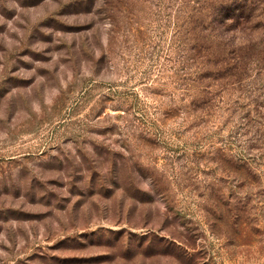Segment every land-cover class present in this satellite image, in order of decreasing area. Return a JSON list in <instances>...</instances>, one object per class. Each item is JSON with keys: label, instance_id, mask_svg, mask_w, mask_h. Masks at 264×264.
<instances>
[{"label": "rangeland", "instance_id": "374dc122", "mask_svg": "<svg viewBox=\"0 0 264 264\" xmlns=\"http://www.w3.org/2000/svg\"><path fill=\"white\" fill-rule=\"evenodd\" d=\"M221 1L0 0V264H264V0Z\"/></svg>", "mask_w": 264, "mask_h": 264}, {"label": "trees", "instance_id": "16d2710c", "mask_svg": "<svg viewBox=\"0 0 264 264\" xmlns=\"http://www.w3.org/2000/svg\"><path fill=\"white\" fill-rule=\"evenodd\" d=\"M237 1H242L240 3H236ZM245 0H233L232 3H236V8H240L241 13H243L246 8H247V4L244 2ZM233 3V4H234ZM229 3L227 1H221L219 4V8L217 11H219V13L221 15H224V17H222L219 21V23L222 26L227 27V29H236V27H238L237 24H239V15H234V16H229L230 12H235V9L233 8H227ZM228 12V13H227ZM221 17V16H220ZM218 18H215L213 21L217 22ZM235 22L237 24H235ZM232 25V26H231ZM228 26H231L228 28ZM212 39L213 45L214 42L216 43V45L220 48V54H219V62L221 63V65H224V68L231 67L230 69V75H233V71H236L240 65V60L242 58V49L241 47H239L237 44L242 43L239 40H235V37H231V36H226V35H222L221 33L214 35ZM248 39V38H247ZM208 40H206L207 42ZM253 46L252 40L250 39V45L249 47ZM250 49V48H249ZM238 73V72H236Z\"/></svg>", "mask_w": 264, "mask_h": 264}]
</instances>
